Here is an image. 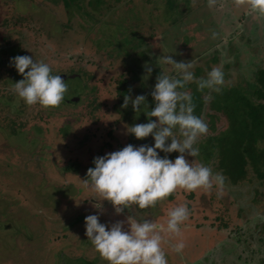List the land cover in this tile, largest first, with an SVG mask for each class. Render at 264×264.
<instances>
[{
  "label": "rangeland",
  "instance_id": "rangeland-1",
  "mask_svg": "<svg viewBox=\"0 0 264 264\" xmlns=\"http://www.w3.org/2000/svg\"><path fill=\"white\" fill-rule=\"evenodd\" d=\"M12 1L0 0V72L5 75L4 79L0 78L1 122L8 126L16 119L21 130L42 133L39 138L48 145L50 138L61 137L65 126L70 127L68 139L73 146L68 155L56 154L54 158L55 151L46 150L43 144L42 158L34 156L40 154V147L31 153L35 145L27 134L18 131L10 139L0 131V232L9 229L6 234L0 233V263L10 254L28 264H87V260L107 264L84 235L85 215L98 214V221L106 227L124 221L123 227L127 229L128 216L165 225L167 211L183 204L189 214L181 224L192 226L180 224L178 235L160 233L167 264H181L186 255L184 250L193 251L192 246L187 249V242L180 252L171 251L173 244H170L171 237L173 243L184 241L182 237L191 229V232L196 229L191 240L200 241L201 250L205 249L206 264H264V184L257 180L238 185L223 182L220 187L213 183L209 189L188 192L177 188L153 206L122 207L120 213L126 217L124 220L108 200L98 198L99 194L84 182L93 157L127 144L138 146L154 142L151 134L137 139L126 133L125 128L144 123L129 112L131 98L144 89H152L161 71L173 74L170 65L158 63L164 55L175 61L193 60L194 77H204L212 67L220 68L224 83L219 87L230 92L215 96L221 91L198 90L194 82L187 83L184 90L203 97L200 113L203 121L210 119L211 109H224L228 121L222 115L218 128H224L227 122L242 124L241 114L247 112V106H235L230 100L220 101L235 90L244 92L241 97L247 99V86L255 82L258 69L264 70V16L250 12L245 3L236 6L233 0H214L211 6L208 0H190L189 3L178 0L176 6V0H122L118 3L117 0H30L31 4L19 0V6L24 8L20 12L15 10ZM10 52L12 55L24 53L46 62L52 74H76L65 81L64 95L79 94L81 100L78 103L62 100L68 107L55 106L47 110L38 104L26 105L20 98H9L14 95ZM154 56L157 60L147 65L152 71L140 78L134 77L135 67L143 66ZM122 82L131 86L126 107H121L123 98L119 87H125ZM4 100L10 103L6 108L13 110L11 113L1 104ZM16 108L21 115L14 116ZM173 132L175 134V129ZM204 136L206 134L201 138ZM87 139L94 142H84ZM4 143L19 144V148H6ZM157 152L169 159L178 155L175 150L167 154ZM185 158L194 159L187 153ZM202 160L200 154L195 158V162L204 164ZM217 161L215 158L204 165L210 167L212 173L222 174L216 168ZM171 194L173 197L169 198ZM96 204L100 207H94ZM8 216L12 220L21 217L19 222L24 220L25 226L15 220V226L10 227ZM73 222L77 227L72 234L69 226ZM29 231L32 234L25 254L18 244L7 242ZM42 244L45 250H41ZM200 260L187 259V262L205 263Z\"/></svg>",
  "mask_w": 264,
  "mask_h": 264
},
{
  "label": "clouds",
  "instance_id": "clouds-1",
  "mask_svg": "<svg viewBox=\"0 0 264 264\" xmlns=\"http://www.w3.org/2000/svg\"><path fill=\"white\" fill-rule=\"evenodd\" d=\"M213 2L208 0L209 6ZM233 2L236 6L245 3L250 12L264 16V0ZM158 63L170 65L173 74L161 71L156 77L150 93L154 106L145 111L147 117L156 119L125 128L126 133L137 139L151 134L154 142L138 146L127 144L119 150L93 157L94 166L86 170L85 185L98 193V198L108 200L116 213L131 205L140 209L153 206L177 188L185 192L209 189L213 183L217 187L222 186L224 181L222 174H214L207 165L195 162L198 148L194 144L206 133L207 125L194 114L191 94L183 90L187 83L194 82L198 90L207 88L219 92V86L224 83L223 72L212 67L204 77H194L193 60L175 61L168 55ZM9 64L23 77L12 84V89L24 104L47 108L57 106L64 99L67 90L65 80L59 74H52L46 62L29 55H15L9 57ZM145 68L148 73L152 71L147 65ZM129 100L130 97L125 95L121 107H126ZM131 105L133 111H137L138 105L145 106V96L138 94L131 98ZM157 150L166 154L175 150L178 155L169 159L167 155H158ZM185 153L194 159L188 161ZM94 207L99 208L100 205ZM188 214L187 207L179 204L167 211L165 225L128 216L127 229L123 227L124 221H116L106 227L105 223L98 221V214H87L83 218L84 235L107 264H167L160 233L178 235L179 225ZM183 247L182 239L171 245L175 252H180Z\"/></svg>",
  "mask_w": 264,
  "mask_h": 264
},
{
  "label": "trees",
  "instance_id": "trees-1",
  "mask_svg": "<svg viewBox=\"0 0 264 264\" xmlns=\"http://www.w3.org/2000/svg\"><path fill=\"white\" fill-rule=\"evenodd\" d=\"M27 1L30 3V0ZM12 2H13V6H15L16 11L20 12L21 10L24 9V8L21 9V7L19 6V0H13ZM177 2L179 1L176 0L175 6ZM185 2L189 3L190 0H185ZM89 16L91 15L89 14ZM0 18H1V8H0ZM3 37L2 39H4ZM10 47L17 48L20 51V48L18 47L15 46H10ZM9 55L10 57L15 56L12 55L11 52L9 53ZM20 55H26V54L20 53ZM38 55L39 54H37V56ZM156 58L157 57L154 56L150 58L151 60L149 59L148 63H144L143 66L141 65L139 67H135L136 69L133 76L134 77L136 76V78L142 77V75L145 72H147L145 65H149L155 62L157 60ZM6 65L8 64L6 63ZM6 69H8V67H6ZM10 73L12 78L11 85L23 78L22 75L18 74L14 68H12ZM140 74L141 76H139ZM77 76L80 78V74H78ZM4 77H5L4 73L0 72V78L4 79ZM143 84L145 86V82H143ZM122 85H124L123 82ZM124 86H125L124 88L119 87V91L121 92L120 95L121 98H124L125 95H128V91H130L131 89L130 85H124ZM151 91L152 89H144L140 93L145 96V102H146L145 106L138 105L137 111H133L131 106L129 110V112H131L132 115L135 116L136 114L138 117H140L144 121V123L147 122L148 119H152V120L155 119V117L149 118L145 114V111L150 110L154 106L152 97L150 95ZM220 91L221 92L219 94H215V96L217 95L222 96L225 93L230 92V91L227 92L222 91V87H220ZM189 93L192 94L191 95L192 103L194 105L193 112L195 115L200 117L202 106H204L203 97L196 96L195 93L192 91ZM243 93H238L236 90L232 91L230 94L224 96L223 99L220 101V102H227V100H230V102H233L235 106L238 104L241 106L242 105L247 106V112L244 114L240 113L242 124L231 125L229 122H227L224 128L222 129L218 128L217 126L218 121L222 119V115L224 116L225 120H227L228 117L225 116L224 109H217V110L211 109L212 112H210L209 114L210 119L204 121L207 125V131L205 133L206 136H204L203 138L200 137L195 142V147L198 148L199 150L198 154H200V156L203 158L202 162L204 164H208L211 161H214L215 158L218 159L216 168H218L225 176L223 181L224 183L229 182L230 184L238 185L244 181L257 180L260 183L264 184V70L260 71L258 69L255 76V82L252 85L250 84V86H247V93L245 95L247 99H243V97H241ZM13 94L14 95L10 98L16 100V98L18 97L15 95L14 92ZM226 97H229L230 99H226ZM67 98L68 97H64L63 101L69 103L68 100H66ZM13 100L10 101L12 102ZM79 100H81V97L79 98ZM121 101L123 100L121 99ZM78 102L79 101L73 103H78ZM8 103L9 102L7 100L1 102L3 106L4 105L7 106ZM67 103H61L60 106H56V107L58 108L68 107ZM48 108L50 107H47V110ZM15 112L16 114L14 116H19L22 114L20 113V110L18 108L15 109ZM15 120L12 121L13 130L11 132H9V130H11L10 126L0 127V130L5 132L8 135V137L16 135L18 131L21 133H25L28 136L34 134V132H30V130H25V131L21 130L19 127L20 124L17 123L18 120H16L17 122ZM93 166L94 165H92L91 167ZM172 197L173 194H171L169 198ZM181 225L183 226V224ZM181 225L179 226L181 227ZM187 226H192V225L187 223ZM195 232L196 229L193 230L192 232L190 230L189 233L185 235L187 241H191V243L193 244H197V242L195 243L193 242V240H191V238H193V236L195 235Z\"/></svg>",
  "mask_w": 264,
  "mask_h": 264
},
{
  "label": "flooded vegetation",
  "instance_id": "flooded-vegetation-1",
  "mask_svg": "<svg viewBox=\"0 0 264 264\" xmlns=\"http://www.w3.org/2000/svg\"><path fill=\"white\" fill-rule=\"evenodd\" d=\"M120 1H122V0H117L116 1V3H118V2H120ZM80 2V1H79ZM98 5V4H97ZM61 74H65V73H61ZM60 75V74H59ZM68 75V74H67ZM70 76L71 75H68V78H70ZM76 76V74H74L73 73V77H75ZM78 77V76H77ZM67 78V79H68ZM120 93V95H121V92H119ZM64 97H68L66 100H68V102L70 101V100H74L73 102H77V101H79V98H80V96H79V94L78 95H76V96H73V97H70V96H68V95H64ZM10 98V97H9ZM7 106H9L10 107V105H9V103L7 104ZM7 106H5L4 105V107L6 108ZM59 106V105H58ZM13 109V108H12ZM6 110H7V108H6ZM8 111V113H11V111H13V110H11V109H9V110H7ZM6 112V111H5ZM14 115L16 114V112H15V110H14ZM5 125L1 122V119H0V127H4ZM8 126H10V129L11 130H9V132H11L13 129H12V124L11 125H8ZM69 129H70V127H66L65 126V128L62 130V132H61V137H54V138H50L49 140V142L51 143L50 145H48V144H45L44 142H41V140L43 139V138H39L40 137V135H42V133H34L33 135H27L28 136V138L32 141L33 140V143H34V145H35V148L31 151V153L32 152H34V150L37 148V147H40V154H37L36 152V154L34 155V156H41L42 157V155H43V153L41 152V146L43 145V144H45V149L46 150H49V151H51L52 152V150H53V152H54V154H53V157L55 158L56 157V154L57 155H61L62 157H64V156H66V155H68L67 153H70V151H71V148H72V146H73V144H72V140H69L68 139V137H70L71 136V134L68 132L69 131ZM26 129H23V131H25ZM64 130H66V131H64ZM1 131V130H0ZM37 131H40V129H37ZM65 133H67V134H65ZM85 134H87V133H85ZM87 135H91V134H87ZM92 136V135H91ZM10 139H11V137H9ZM3 140L2 141H4V142H6V143H8L9 141H7L6 139H4V138H2ZM84 142H86V143H93L94 142V140H91V139H87L86 141H84ZM5 144V143H4ZM72 144V145H71ZM6 145V148H19V144H5ZM75 145V144H74ZM60 147H62L63 149H61ZM75 147L76 148H78L79 149V147L77 146V145H75ZM1 151L2 152H4V149L1 147ZM58 151H61V152H63V153H58ZM5 153H6V150H5ZM72 153V152H71ZM61 156H60V158H61ZM43 158V157H42ZM73 185V184H72ZM70 199V198H69ZM141 211V210H140ZM6 213H8V212H5V214ZM2 215V214H1ZM0 215V216H1ZM120 217V219H123L124 220V218L126 219V217L123 215V213H119L118 214ZM8 218L9 219H7V222H9V226L10 227H12V226H15V220H17L18 222L21 220V217H17V219H15L14 220V218H13V220H12V218L11 217H9L8 216ZM20 223V222H19ZM12 224H14V225H12ZM20 224H22L23 226H25V222H24V220H23V222L22 223H20ZM75 223L73 222V223H71V225L69 226V227H71V229H72V234L74 233V230H75V228L74 227H77V226H75L74 225ZM157 224V223H156ZM159 225V224H158ZM185 224H183V226H184ZM187 225V224H186ZM9 231V229H6V230H3L2 232H0V233H2V234H6L5 232H8ZM31 234H32V231H29L28 233H27V235L26 234H24V233H22L20 236L18 235L16 238H14V239H12V240H8L7 242L8 243H13V244H18V246L20 247V249L22 250V253L23 254H25L24 252V249L29 245V240H30V238H31ZM197 244H199V243H197ZM201 245V244H200ZM41 250H45V248H43V247H45L44 246V244H42L41 246ZM40 247L38 248V249H40ZM168 247H170V245L168 246ZM34 248H37V247H34ZM161 248L163 249V251H164V249L166 250V247L164 246V244L163 245H161ZM225 251H226V249L225 248H223ZM49 251H52V250H49ZM62 252H65L64 250H62ZM222 253H224L223 251H221ZM220 252V253H221ZM48 254V253H47ZM168 254L171 256V251H168ZM231 254V253H230ZM47 257H49V256H47ZM181 258H182V256H180ZM202 257H204V258H202ZM201 257V260H205V257H207L205 254H204V256H202ZM178 258V257H177ZM199 258V257H198ZM208 258V257H207ZM219 259H220V257H218ZM4 259H6V260H4V262H3V264H28L27 263V261H25L24 259H22L21 257L20 258H18V257H15V256H13V255H10V254H8V256H5L4 257ZM198 259H196V261H197ZM200 260V261H201ZM209 260V259H208ZM50 261V260H49ZM48 261V262H49ZM2 262V261H1ZM87 262V264L88 263H93L91 260H87L86 261ZM184 262H186L187 263V257H186V255L183 257V259H181V264H185ZM1 264V263H0ZM56 264H60V263H57L56 262ZM94 264V263H93Z\"/></svg>",
  "mask_w": 264,
  "mask_h": 264
},
{
  "label": "crops",
  "instance_id": "crops-1",
  "mask_svg": "<svg viewBox=\"0 0 264 264\" xmlns=\"http://www.w3.org/2000/svg\"><path fill=\"white\" fill-rule=\"evenodd\" d=\"M70 75V74H69ZM70 77H73V74L70 76ZM68 79H66L65 81H67ZM64 81V82H65ZM185 227L187 226V225H184ZM189 227H191V226H189ZM192 230V229H191ZM183 239H184V247H185V243L187 242V244L189 245V246H187V244H186V246H187V249H190V247L192 246V247H194L193 248V251L192 252H188L184 247H183V249H185L184 250V252H186V257H187V259H189L191 262H195L196 261V259H200L203 255H204V252H205V249L204 250H201L202 249V246H201V248H200V241H199V244H193V243H191V241H187V239L185 238V235H184V237H182ZM173 237H171V243L170 244H174L173 243ZM166 241V240H165ZM193 242H197V241H193ZM198 243V242H197ZM169 249H170V247H169ZM171 251H172V248H171ZM199 257V258H198ZM201 262H205V260H201ZM185 264H189L188 262L186 263V262H184ZM207 262H205L204 264H206Z\"/></svg>",
  "mask_w": 264,
  "mask_h": 264
},
{
  "label": "water",
  "instance_id": "water-1",
  "mask_svg": "<svg viewBox=\"0 0 264 264\" xmlns=\"http://www.w3.org/2000/svg\"><path fill=\"white\" fill-rule=\"evenodd\" d=\"M60 76L62 77V79L66 80L68 78L67 74H60Z\"/></svg>",
  "mask_w": 264,
  "mask_h": 264
}]
</instances>
